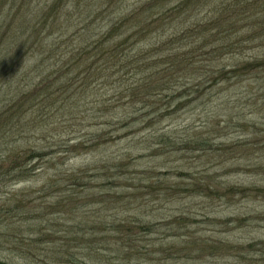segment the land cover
<instances>
[{
  "label": "rangeland",
  "instance_id": "1",
  "mask_svg": "<svg viewBox=\"0 0 264 264\" xmlns=\"http://www.w3.org/2000/svg\"><path fill=\"white\" fill-rule=\"evenodd\" d=\"M182 1L0 0V259L264 264V27Z\"/></svg>",
  "mask_w": 264,
  "mask_h": 264
},
{
  "label": "trees",
  "instance_id": "2",
  "mask_svg": "<svg viewBox=\"0 0 264 264\" xmlns=\"http://www.w3.org/2000/svg\"><path fill=\"white\" fill-rule=\"evenodd\" d=\"M210 1L211 0H183L180 4H182V7H188L190 9L191 13H195V12L198 13V10L200 11L203 7L208 5ZM155 2L150 3V4L154 5ZM195 6L198 8V10L195 8ZM216 7L219 8L218 11H215L214 15L209 20H204V21L199 20V22H196V27H197L198 31L201 33L202 38H207L214 33H216L219 36H224L226 38L227 36H230L231 33H235L236 30H240L242 28H249L251 31L254 30L257 32H263L261 29L264 27V0H219V2L216 3ZM219 12H227L229 14L230 18L232 19V24L231 25L221 24L220 19H216L219 15ZM111 34L114 35V31H111ZM254 34H258V33H252V35H254ZM249 39L250 38L248 37L247 40H249ZM242 40H243V38L236 39V43L241 42ZM103 43H104V40L95 41L94 47L103 46ZM124 43H126V41L120 42L117 46L119 47L120 45H123ZM227 46L229 47L230 45H226V47ZM114 48H117V47H114ZM87 50L88 49L85 46L80 50V52L84 51L82 54V55H84V53ZM120 57H121V59L126 57L125 51H123L120 54ZM88 58L89 57H86V59H88ZM93 64L94 63L90 64L89 66L87 65L88 68H90V69L93 68ZM248 64H246L245 66L247 67ZM125 66H127L126 73L130 72V69H129L130 67L127 64ZM174 67H175V58H173V55L170 54L169 57L167 58V60L162 64L161 69H159V78L165 80L166 83H169L171 81L169 79V77L171 76V73H170L171 70L170 69H172ZM209 69L210 68L207 66L203 67V70L205 72L210 71ZM226 72L227 73L233 72V70L231 69V70L226 71ZM241 72L243 73V75L245 74L244 70H242ZM89 73L90 72H87L85 75H88ZM97 73H99V75L102 77V79L104 78L101 70H100V72H97ZM155 73L156 72L147 73V75H153ZM210 78H211V75L208 77H205L206 81H210ZM143 79H146V78H143ZM216 80H217V78L215 77L214 82ZM99 82H101V81H99ZM139 85H140L139 93H142L143 86L140 83H139ZM180 86H176L174 91H176ZM200 86H201V82L199 84H195V88H197L198 90H199ZM168 88L169 87H167V89ZM182 89H186V92H187V91H190L191 89H193V87L183 85ZM150 90H151L150 92H153V93L149 92L150 93L149 96L155 94L158 97H164L167 100V103L169 102V99H171L168 96V94H165L163 92H158L159 90L157 89V87H152ZM125 91H126V89L124 90V92ZM201 93L202 92H200L198 95H196L194 97H191L189 100H186L182 104H179L176 111L184 108L185 105H188L190 102L197 99ZM33 94H34V92L30 93L29 95H33ZM22 99H24V98H22ZM115 100L117 101V102H115V104L120 102V98H116V99H114V101ZM169 113L170 112L167 111V113L163 114V116L167 115ZM2 117H3V112L0 113V118H2ZM117 138L120 139L119 137H116L115 139H117ZM27 156H29L28 161H27V164H28L30 160H33L38 155L28 154ZM26 160H27V158H26ZM4 161H6L9 165L14 164L11 168L10 167L6 168L3 165H0V170L4 169L6 173H9L12 170L22 166V163L20 160L16 161V160L10 159V160H4ZM0 264H11V263H7L6 261L0 259Z\"/></svg>",
  "mask_w": 264,
  "mask_h": 264
}]
</instances>
